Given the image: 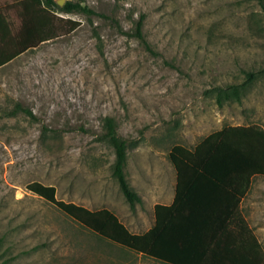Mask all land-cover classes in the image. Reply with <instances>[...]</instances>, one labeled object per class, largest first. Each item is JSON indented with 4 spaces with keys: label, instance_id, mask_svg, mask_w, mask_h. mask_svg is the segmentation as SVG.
Segmentation results:
<instances>
[{
    "label": "rangeland",
    "instance_id": "374dc122",
    "mask_svg": "<svg viewBox=\"0 0 264 264\" xmlns=\"http://www.w3.org/2000/svg\"><path fill=\"white\" fill-rule=\"evenodd\" d=\"M71 1L95 15L57 13L68 23L53 39L0 68V264H161L98 239L26 186L148 231L153 206L172 196L173 146L191 151L225 127L264 132L262 74L239 102L218 107L214 91L264 69V0ZM141 15L147 47L119 31ZM106 118L127 146L133 210L112 176ZM240 210L264 257V177Z\"/></svg>",
    "mask_w": 264,
    "mask_h": 264
},
{
    "label": "trees",
    "instance_id": "16d2710c",
    "mask_svg": "<svg viewBox=\"0 0 264 264\" xmlns=\"http://www.w3.org/2000/svg\"><path fill=\"white\" fill-rule=\"evenodd\" d=\"M55 1L8 0L0 9V68L53 39L55 31L68 23L57 13L95 15L81 2L65 0L58 6ZM72 25L74 29L77 24ZM142 25L141 15L131 34L119 31L146 46ZM261 74L264 76V69L244 72L243 83L215 88L217 106L239 102ZM15 109L31 116L19 105ZM103 127V137L114 152L112 176L133 210L140 198L124 174L126 143L117 136L111 119L106 118ZM168 159L175 171L173 201L153 206L154 223L143 234L130 233L109 210L91 211L57 200L52 186L33 182L26 189L98 239L161 264H264L256 238L240 217V204L252 178L264 177V132L255 127H225L209 134L191 151L173 146Z\"/></svg>",
    "mask_w": 264,
    "mask_h": 264
},
{
    "label": "crops",
    "instance_id": "0c3cea01",
    "mask_svg": "<svg viewBox=\"0 0 264 264\" xmlns=\"http://www.w3.org/2000/svg\"><path fill=\"white\" fill-rule=\"evenodd\" d=\"M7 3H8V0H0V9H2V7H6ZM174 187H175V178H174ZM173 197H174V188H173L172 196L171 194L170 195L167 194L168 202L166 204H161V205H170L173 201Z\"/></svg>",
    "mask_w": 264,
    "mask_h": 264
},
{
    "label": "water",
    "instance_id": "95a60500",
    "mask_svg": "<svg viewBox=\"0 0 264 264\" xmlns=\"http://www.w3.org/2000/svg\"><path fill=\"white\" fill-rule=\"evenodd\" d=\"M56 4H57L58 6H62V4H63V0H57V1H56Z\"/></svg>",
    "mask_w": 264,
    "mask_h": 264
}]
</instances>
